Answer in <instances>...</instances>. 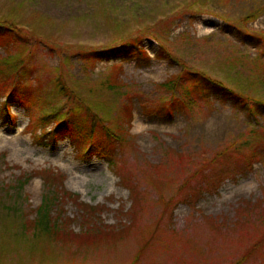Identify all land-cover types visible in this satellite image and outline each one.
<instances>
[{"label":"rangeland","instance_id":"374dc122","mask_svg":"<svg viewBox=\"0 0 264 264\" xmlns=\"http://www.w3.org/2000/svg\"><path fill=\"white\" fill-rule=\"evenodd\" d=\"M0 28V264H264V0H0Z\"/></svg>","mask_w":264,"mask_h":264},{"label":"trees","instance_id":"16d2710c","mask_svg":"<svg viewBox=\"0 0 264 264\" xmlns=\"http://www.w3.org/2000/svg\"><path fill=\"white\" fill-rule=\"evenodd\" d=\"M0 34L5 36V37H12V34L11 32H6L4 31L3 28H0ZM131 41V40H130ZM138 42H130V43H126L125 46H126V49L132 51L135 55L134 57H137L138 55H136L137 52H140V55L138 57H141L143 55V59L144 57H148L146 56V54L142 51V49H140V46L141 44H136ZM105 54H107V52H104ZM94 56H97L98 53H95V54H92ZM142 58V57H141ZM195 79H192L193 83H196V85H198V87H202V89H200L201 91L205 92L206 90L210 89L211 87L215 86L216 84L220 83L218 81H215L213 79H208V77H206L205 75H195L194 76ZM207 82L206 84H204L205 81ZM218 82V83H217ZM173 83L170 82L169 84H165V88L168 87V88H171L170 85H172ZM219 86V89H222V92H224L225 94H228V96L233 100L235 101L236 98H237V94L235 93V91L221 85V84H218ZM5 110H6V114L5 113ZM4 110V116L5 117H8L9 116V110L8 109H5ZM91 118H92V125L91 127L88 129V133L91 135V136H95L97 134L98 137L100 138H103L104 137V133H105V136H108V134L111 135L110 131L108 130L107 127H102L100 126L99 124L101 123V121L98 119L97 116H94L91 115ZM65 124H61L59 126L58 129L64 127ZM99 126L100 129L97 130V133L95 132V128ZM66 128V127H65ZM68 129V128H66ZM106 131V132H105ZM56 133H58L57 130H55ZM115 137V136H114ZM56 142V141H55ZM54 142V144H55ZM51 148L53 146H50ZM97 148L99 150V152L103 153L104 152V147L103 146H98L97 145ZM106 157L109 158V155H104ZM253 163V161H251L249 163V166H251ZM57 180H60L62 179V177H60V179L56 178ZM22 184V183H21ZM21 187V186H20ZM21 190V189H19ZM62 190H63V187H62ZM65 193L67 194V192L65 191ZM43 203L40 205V207H38V210H37V215H36V219H35V222L39 225V226H42L44 227L45 229H48V230H56L58 228V225H57V219L53 217V211H54V208L57 206V203L59 202L58 199H55V193H50L48 195H45L44 198H43ZM85 210L83 212L84 214V218L87 219L88 217H92V218H95L97 216V214L99 213L98 209L94 206H89V205H86V207L84 206ZM63 216H61L58 221L61 222L63 220ZM49 224V226H48ZM90 223H87L84 227H85V231L84 233H87V227L89 226ZM48 226V228H47Z\"/></svg>","mask_w":264,"mask_h":264},{"label":"bare ground","instance_id":"6f19581e","mask_svg":"<svg viewBox=\"0 0 264 264\" xmlns=\"http://www.w3.org/2000/svg\"><path fill=\"white\" fill-rule=\"evenodd\" d=\"M14 149H17V147H16V148H14Z\"/></svg>","mask_w":264,"mask_h":264}]
</instances>
